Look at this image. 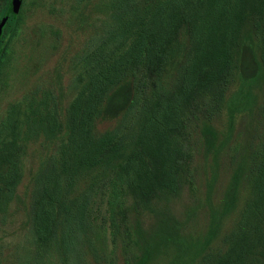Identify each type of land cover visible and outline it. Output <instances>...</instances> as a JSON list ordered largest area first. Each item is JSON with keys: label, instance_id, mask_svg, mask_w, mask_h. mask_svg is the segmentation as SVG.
Segmentation results:
<instances>
[{"label": "trees", "instance_id": "16d2710c", "mask_svg": "<svg viewBox=\"0 0 264 264\" xmlns=\"http://www.w3.org/2000/svg\"><path fill=\"white\" fill-rule=\"evenodd\" d=\"M83 3L94 17L72 97L61 105L35 89L0 116V216L22 153L35 143L40 152L30 175L37 248L24 262L43 264L53 248L61 264H80L104 252L108 230L124 264H264V0ZM197 152L208 183L181 217L174 204L196 188ZM222 161L229 176L216 199ZM96 196L108 219L98 227L88 217Z\"/></svg>", "mask_w": 264, "mask_h": 264}, {"label": "rangeland", "instance_id": "374dc122", "mask_svg": "<svg viewBox=\"0 0 264 264\" xmlns=\"http://www.w3.org/2000/svg\"><path fill=\"white\" fill-rule=\"evenodd\" d=\"M86 13L89 14L88 18H85ZM93 17L94 13L88 11L83 0H36L33 3L22 19L17 36L10 43L6 68L0 79V116L11 102L30 99L35 89L40 98L44 92L50 91L61 105L67 103L74 93L73 60L85 45ZM82 18H85L83 22ZM112 123L113 121L104 120L98 122V126L104 128ZM241 124V118L238 117L233 129V138H236ZM36 147L37 143L29 145L22 153L23 176L16 185L7 211L0 216V264H26L24 256L33 254L37 248L30 213V175L37 170L40 159V152ZM202 162L203 159L197 152L195 164L200 163V175L194 185L196 188L186 186L182 196L174 204L181 217L185 216L184 212L190 205L195 204V196L204 194L206 190L210 173L209 169L204 172ZM218 170L212 191L216 199L229 176L227 163L222 161ZM200 208L201 211L196 213L197 222L191 221L194 225L198 224L196 226L204 224L206 220L204 207ZM88 210L89 220L94 227L103 222L107 225L103 200L96 196L89 203ZM105 237L104 252L101 254L98 248V257L84 252L82 257L78 258L81 260L80 264H124L125 248L121 238L112 236L108 230ZM42 253L43 264H61L63 256L55 249L46 248Z\"/></svg>", "mask_w": 264, "mask_h": 264}, {"label": "flooded vegetation", "instance_id": "af4514ba", "mask_svg": "<svg viewBox=\"0 0 264 264\" xmlns=\"http://www.w3.org/2000/svg\"><path fill=\"white\" fill-rule=\"evenodd\" d=\"M34 2L36 0H0V76L6 68L10 43L17 36L22 19Z\"/></svg>", "mask_w": 264, "mask_h": 264}]
</instances>
